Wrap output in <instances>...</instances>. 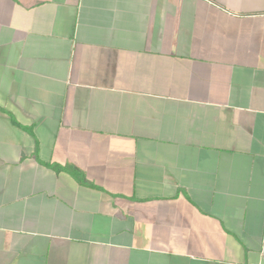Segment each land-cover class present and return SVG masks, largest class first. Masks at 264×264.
<instances>
[{"label":"crops","instance_id":"obj_1","mask_svg":"<svg viewBox=\"0 0 264 264\" xmlns=\"http://www.w3.org/2000/svg\"><path fill=\"white\" fill-rule=\"evenodd\" d=\"M0 264H264V0H0Z\"/></svg>","mask_w":264,"mask_h":264},{"label":"trees","instance_id":"obj_2","mask_svg":"<svg viewBox=\"0 0 264 264\" xmlns=\"http://www.w3.org/2000/svg\"><path fill=\"white\" fill-rule=\"evenodd\" d=\"M47 167H49L50 169L54 170L57 173L62 172V171L67 172L78 184L82 186L94 187L90 182L86 180L84 174H82L80 171H78L77 169L73 167H67V166L60 167L54 164H48Z\"/></svg>","mask_w":264,"mask_h":264}]
</instances>
